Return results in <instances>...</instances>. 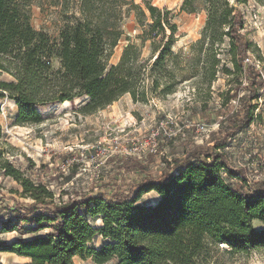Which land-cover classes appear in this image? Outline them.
<instances>
[{"label":"trees","instance_id":"trees-1","mask_svg":"<svg viewBox=\"0 0 264 264\" xmlns=\"http://www.w3.org/2000/svg\"><path fill=\"white\" fill-rule=\"evenodd\" d=\"M34 1L0 0V74L13 78L0 80V99L15 102L17 125L42 123L41 105L46 103L86 98L77 111L91 115L125 94L143 102L172 94L176 83L197 75L196 84L210 86L220 73L233 74L238 85L246 83L248 93L239 97L237 88L228 90L226 103L238 99L240 109L225 116L227 124L211 134L212 144L190 147L184 157L167 161L160 176H147L127 190L97 189L81 198L58 199L0 151V171L17 181L20 195L29 200L16 202L14 214L0 220V252L28 258L25 264H75L77 256L94 264H211L221 244L230 253L264 247V228L253 224L264 223V181L246 191V170L233 169L224 151L233 135L254 121L258 106L253 101L263 86L260 70L250 62L253 44L243 32L241 10L230 0H184L183 11L206 13L204 37L191 46L197 53L213 52L206 65L197 54L177 63L173 44L178 26L167 8L147 2L146 11L131 0H55L64 24L53 38L32 25ZM130 11H136L144 28L138 37L159 41L152 43L148 58L138 46L128 45L118 63L110 65ZM225 37L230 65H220L217 57ZM54 59L60 63L57 69ZM127 164L128 170L131 164L145 169L134 158ZM152 191L157 200L144 201ZM94 218L101 225H93ZM10 232L18 236L7 241L2 235ZM99 236L103 242L97 246L93 241Z\"/></svg>","mask_w":264,"mask_h":264},{"label":"rangeland","instance_id":"rangeland-1","mask_svg":"<svg viewBox=\"0 0 264 264\" xmlns=\"http://www.w3.org/2000/svg\"><path fill=\"white\" fill-rule=\"evenodd\" d=\"M174 14L178 28L173 51L180 57L177 63H184L194 55H200V64L213 61V52L197 53L192 44L204 37L206 13L182 10L184 0H131L134 6L146 10V3ZM243 15L244 29L253 44L249 53L250 62L260 70L263 86L259 96L254 121L246 129L233 135L224 149L233 169L244 168L250 183L246 191L252 192L264 181V0H230ZM62 8L55 0H35L31 6V23L38 29L58 38L64 24ZM147 11V10H146ZM124 35L114 48L109 64H117L123 49L128 45L140 48L142 56L148 58L152 43L159 38L143 40L138 37L143 27L137 21L136 11L127 13L123 21ZM169 33V30L167 31ZM228 37L224 38L220 65L229 63ZM193 55V56H194ZM60 66L54 59L53 68ZM200 75L175 84V92L151 97L147 102L134 101L125 94L118 101L91 115L79 113L86 98H77L70 103L52 102L41 105L44 121L34 125H17V106L7 96L0 99V151L15 166L33 180L46 184L56 198L77 199L97 189L107 193L129 186L147 176H160L167 161L184 157L194 145L212 144V133L227 124L225 116L240 109L238 99L226 103L227 92L237 88L238 96L248 93L246 83L238 85L233 74L220 73L210 86L196 84ZM0 80L12 81L7 73L0 74ZM233 93V91L231 92ZM28 158L34 163L31 165ZM139 160L144 170L127 162ZM135 164V163H134ZM45 166V167H43ZM225 175V174H224ZM226 176V175H225ZM228 182H238L226 177ZM239 179V178H238ZM21 186L13 178L0 171V220L14 214L16 202H29L23 198ZM157 193L152 191L144 201L155 202ZM95 226L100 219H91ZM257 229L264 223L253 222ZM7 241L18 236L17 232L2 235ZM99 236L93 244L99 246ZM229 247L221 244L214 252L211 264H264V247L245 252L230 253ZM28 258L14 253H0L3 264H25ZM75 264H94L91 259L74 258ZM114 260L107 264H114Z\"/></svg>","mask_w":264,"mask_h":264},{"label":"bare ground","instance_id":"bare-ground-1","mask_svg":"<svg viewBox=\"0 0 264 264\" xmlns=\"http://www.w3.org/2000/svg\"><path fill=\"white\" fill-rule=\"evenodd\" d=\"M0 253H9V252H0Z\"/></svg>","mask_w":264,"mask_h":264},{"label":"built area","instance_id":"built-area-1","mask_svg":"<svg viewBox=\"0 0 264 264\" xmlns=\"http://www.w3.org/2000/svg\"><path fill=\"white\" fill-rule=\"evenodd\" d=\"M249 59H247V61H248Z\"/></svg>","mask_w":264,"mask_h":264},{"label":"crops","instance_id":"crops-1","mask_svg":"<svg viewBox=\"0 0 264 264\" xmlns=\"http://www.w3.org/2000/svg\"><path fill=\"white\" fill-rule=\"evenodd\" d=\"M10 253V252H9Z\"/></svg>","mask_w":264,"mask_h":264}]
</instances>
